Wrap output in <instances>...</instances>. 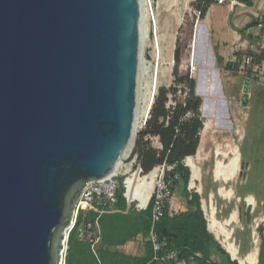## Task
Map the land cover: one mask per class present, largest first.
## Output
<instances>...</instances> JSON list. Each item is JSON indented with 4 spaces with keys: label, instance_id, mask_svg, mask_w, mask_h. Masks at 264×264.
<instances>
[{
    "label": "water",
    "instance_id": "95a60500",
    "mask_svg": "<svg viewBox=\"0 0 264 264\" xmlns=\"http://www.w3.org/2000/svg\"><path fill=\"white\" fill-rule=\"evenodd\" d=\"M139 22L138 0H0V264H61L81 192L131 131ZM251 81L264 68L244 101ZM195 89L200 110L227 114Z\"/></svg>",
    "mask_w": 264,
    "mask_h": 264
},
{
    "label": "rangeland",
    "instance_id": "374dc122",
    "mask_svg": "<svg viewBox=\"0 0 264 264\" xmlns=\"http://www.w3.org/2000/svg\"><path fill=\"white\" fill-rule=\"evenodd\" d=\"M204 1L206 0H150L147 17V38L141 53L146 69V74L143 72L142 75L144 77L142 79L143 84L148 83L152 87L154 86L156 91L159 87L166 89L173 87V44L177 38L185 39L189 29L193 34V26L199 18V8H203ZM190 41L189 45L191 44ZM234 68L229 70L232 75L225 76L222 84L228 114H226L224 120L231 127V133H225L219 131V129L208 131L202 144V153L208 156L199 163L200 180L195 182L194 187L188 184L187 191L196 192L199 195L207 226L209 225L207 215L210 214V207L207 203L209 194L213 195L212 205L219 221L227 220L233 211L236 212V221L230 224V228L233 229L234 237L238 239L241 254L244 255L247 252L246 248L250 246L251 226L254 221L257 220L255 233L259 243V251L260 239L257 230L259 226L264 228V85L251 81L247 98L244 101L246 80L245 78L237 79L233 77L239 71L238 66ZM176 96L180 97L181 95L177 93ZM220 100H223V98ZM140 106L142 110L143 105L139 101L138 110ZM214 109L216 116L219 112L221 116L223 115L222 104H216ZM205 114L204 110L203 112L200 111L203 124L207 120ZM144 122L145 118L141 119L140 128L134 129L137 147L141 136L145 133ZM236 129L239 133H234ZM202 130L199 134V146L202 140ZM144 140L148 141L152 148L161 149L157 137L147 135ZM227 144H233L237 147L240 158L238 174L224 185L227 191L230 190L233 193V198L230 199L222 198L218 194L217 191L221 183L214 181L212 177L215 145L225 146ZM136 160L137 149L133 171H138ZM184 165H186L185 162ZM168 167L170 166L156 167L159 170V176L164 177V172ZM140 175L144 176L142 172ZM125 179V176H118L119 187L124 188ZM172 179L176 183L173 185V195L166 212L169 216L174 217L187 210V205L185 188L179 175L173 176ZM199 188H201V193ZM123 195H125V189ZM247 196L252 197L254 200L251 213L245 201ZM203 202L207 203L206 209L203 208ZM125 203L121 207L116 205L114 209L107 210L102 214V219L98 220H96L98 214L93 218L92 213H95L87 208L79 211L78 216L81 218V222L76 231L77 245L74 264H129L126 261L127 259L130 261L146 255L148 234H143L145 209H139L137 202L128 203L126 200ZM210 234L221 246L215 235L211 232ZM118 241L125 242L118 244ZM68 248L67 240L66 257ZM211 259L222 263V260L215 254ZM191 263L192 259L186 262V264ZM65 264H67L66 258Z\"/></svg>",
    "mask_w": 264,
    "mask_h": 264
},
{
    "label": "trees",
    "instance_id": "16d2710c",
    "mask_svg": "<svg viewBox=\"0 0 264 264\" xmlns=\"http://www.w3.org/2000/svg\"><path fill=\"white\" fill-rule=\"evenodd\" d=\"M212 3H214L212 0L203 2V8H199L200 19L204 18ZM259 24L264 25V15L261 20H257L251 26H258ZM191 36L192 33L189 29L185 39H176L173 51V87L169 89L158 88L145 123L144 135L157 137L161 149L152 148L148 141L144 140L145 136L142 135L137 147L136 168L141 169L142 174L147 175L158 166H170L172 170L164 172V179L170 183L172 195L173 185L176 183L172 179L173 176L179 175L185 188L187 210L174 217L165 212L164 217L156 227L159 239L166 244L167 248L177 251V260L166 264L186 263L191 259L195 264H220L219 261H212L213 254L223 261L222 264H237L236 261L230 259L229 254L208 232L199 195L196 192L187 191L190 170L184 165V160L196 154L200 143L199 134L203 129V121L200 117L201 99L195 93V82L189 67ZM263 61L264 51L259 57L253 59V65L261 66ZM246 73L249 74L250 70H247ZM177 93H180L181 96L177 97ZM123 193L124 188L121 186L117 191L116 203L120 207L126 204ZM151 210L152 199L144 211L143 234L149 232ZM92 216L94 218L96 213H92ZM102 216L99 219H102ZM80 222L81 218L77 216L75 226L68 235L67 264H74L75 261L76 231ZM257 233L260 239L258 264H264V228L259 226ZM123 242L125 241H118V244ZM152 257V249L148 243L145 256L130 261L127 259L126 261L129 264H159L152 261Z\"/></svg>",
    "mask_w": 264,
    "mask_h": 264
},
{
    "label": "bare ground",
    "instance_id": "6f19581e",
    "mask_svg": "<svg viewBox=\"0 0 264 264\" xmlns=\"http://www.w3.org/2000/svg\"><path fill=\"white\" fill-rule=\"evenodd\" d=\"M139 2V20H140V37H141V51H140V69H139V78L137 83V96H136V106H135V115L131 127V131L127 138L125 147L115 164L112 170L107 173L103 178L97 179L95 181H105L114 176H125V185L127 187L126 197L128 199L136 198L138 202V208L143 209L150 198L154 182L158 177L159 170L156 168L151 171L147 175H140L139 171H133V163L135 160V147H136V135L135 128H140V120L144 119L147 113V109L149 107L151 101V95L153 91V87L148 83H142V79L144 78L142 75L146 72L144 68V61L141 57L142 47L145 44L147 38V17H148V9L150 3L146 0H138ZM144 72V73H143ZM146 74V73H145ZM200 87H204L200 85ZM207 87L208 91H211V86ZM139 101L143 105L142 110L141 106L138 110ZM203 110L208 113V105L205 104ZM215 113V112H214ZM216 114V113H215ZM223 131L225 133H231V127L227 125L224 120L223 115H220V112L214 118L209 117L207 115V120L204 123V127L202 130V140L201 145L199 146L197 153L195 156L187 157L185 159L186 166L191 171V187L195 186V182L200 180V168L199 163L207 158V154L202 153V144L204 139L206 138V134L208 131ZM234 133H239L238 129L234 130ZM214 168L212 171V177L214 181H219L221 183L220 188L218 189V194L222 198L230 199L233 198L232 191H227L224 188V185L227 184L230 180H232L239 172V153L237 147L233 144H227L225 146L215 145L214 149ZM94 182V181H91ZM90 183V182H89ZM199 192L201 193V188H199ZM213 195H208V206L210 207V214L207 215V220L209 222L208 228L209 232L215 235L216 239L220 242L221 246L229 253L231 258L238 262V264H257L258 260V251H259V243L257 239V235L255 233V226L257 225V220L251 226L250 233V246L247 249L246 254L242 255L240 246L238 243V239L234 237L233 229L230 228V224H233L236 221V212L233 211L230 217L223 222L219 221L216 217V211L212 205ZM245 201L248 206V210L251 213L254 207V200L252 197L247 196ZM205 202H203V208L206 209ZM74 223V218L72 220ZM73 226V225H72ZM248 239V238H247ZM66 243V242H65ZM64 243V246H65ZM242 244V243H241ZM64 256V249L61 254L62 262Z\"/></svg>",
    "mask_w": 264,
    "mask_h": 264
},
{
    "label": "crops",
    "instance_id": "0c3cea01",
    "mask_svg": "<svg viewBox=\"0 0 264 264\" xmlns=\"http://www.w3.org/2000/svg\"><path fill=\"white\" fill-rule=\"evenodd\" d=\"M263 15L264 0H235L234 4L212 3L208 7L204 18L195 21L189 45V66L195 68V72L191 73L195 87L210 85L208 93L215 94L214 98L220 100L224 99L222 84L225 76L232 75L230 69L238 66L239 71L233 77L247 79L249 75L241 70L244 59H255L264 51V30L251 26ZM220 94L223 97H219ZM196 95L202 101L203 96ZM222 106L223 117L226 118L225 106ZM200 111L203 112V108Z\"/></svg>",
    "mask_w": 264,
    "mask_h": 264
},
{
    "label": "built area",
    "instance_id": "2783aa9c",
    "mask_svg": "<svg viewBox=\"0 0 264 264\" xmlns=\"http://www.w3.org/2000/svg\"><path fill=\"white\" fill-rule=\"evenodd\" d=\"M147 1L150 2V0ZM212 1L218 4L235 3V0H212ZM259 20H261V18ZM258 27L264 30L263 24H259ZM263 68L264 65L254 66L252 57H246L243 61L241 70L244 71L245 74L247 70H250V73L248 75H260L263 72ZM194 72H195V68L191 67V73ZM171 170L172 167H168L166 171H171ZM138 171L140 174L141 169H138ZM117 179L118 176H114L105 181H94L86 184L75 206L74 223L72 228L75 226L79 211L82 210L83 208H87L93 211L94 213L98 214L96 220H98L100 216L107 210L114 209V206H116L117 203V191L119 188V183ZM123 186L125 189V198L127 202L128 203L137 202L136 198L134 197L131 199H128V197H126L127 187L125 184ZM171 198H172V191H171L170 183L167 182L162 175L161 176L158 175V177L154 182L153 189L149 198V201L152 199V210H151V218H150V229L148 232L147 241L152 249V254H153L152 261L159 264H166L170 262H175L177 260V251H175L172 248H167L166 244L159 239V235L156 230L157 225L164 217L168 203L170 202ZM147 205L143 209H146ZM65 258H66V248L64 249L63 262L61 261V264H65Z\"/></svg>",
    "mask_w": 264,
    "mask_h": 264
}]
</instances>
